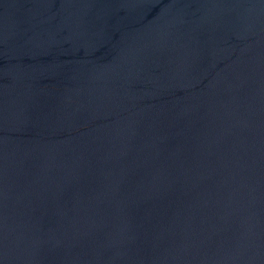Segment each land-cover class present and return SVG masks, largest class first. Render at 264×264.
I'll return each mask as SVG.
<instances>
[{
  "label": "water",
  "instance_id": "1",
  "mask_svg": "<svg viewBox=\"0 0 264 264\" xmlns=\"http://www.w3.org/2000/svg\"><path fill=\"white\" fill-rule=\"evenodd\" d=\"M0 264H264V0H0Z\"/></svg>",
  "mask_w": 264,
  "mask_h": 264
}]
</instances>
